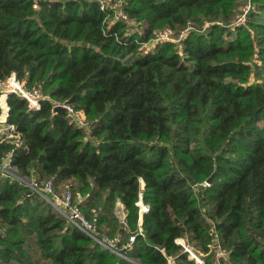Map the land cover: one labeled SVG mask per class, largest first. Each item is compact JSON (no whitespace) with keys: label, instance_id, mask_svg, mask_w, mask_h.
Wrapping results in <instances>:
<instances>
[{"label":"trees","instance_id":"obj_1","mask_svg":"<svg viewBox=\"0 0 264 264\" xmlns=\"http://www.w3.org/2000/svg\"><path fill=\"white\" fill-rule=\"evenodd\" d=\"M35 1L0 0V80L15 71L91 126L11 92L0 165L14 150L20 175L72 189L139 262L0 171V263L33 264L32 242L51 264H199L184 238L203 264H220L215 240L229 253L222 264H264V0L235 27L242 0H122L133 30L98 0ZM189 25L180 43L143 50L157 31Z\"/></svg>","mask_w":264,"mask_h":264},{"label":"built area","instance_id":"obj_2","mask_svg":"<svg viewBox=\"0 0 264 264\" xmlns=\"http://www.w3.org/2000/svg\"><path fill=\"white\" fill-rule=\"evenodd\" d=\"M101 4V7L112 8L115 13L113 16V20H124L128 22L129 26L127 27L129 30H133L134 21L128 16V13L122 8V0H98ZM35 8L39 7V3L37 0L34 5ZM252 1L247 0L242 6L241 12L237 15L234 21L231 22V25H238L237 23H245L247 21L248 12L252 9ZM192 26L183 29L178 34H175L170 28H164L156 32L154 37L149 41L143 44L144 51H152L155 46L165 41H175L181 42L186 34V32ZM14 92L19 96L25 98L28 102L29 108H39L42 105L43 100L49 99L51 100L52 107L63 106L67 109L69 116H72L79 126L84 127L85 129L90 128V122L85 118L84 114L79 113L74 110V107L66 100L54 99L50 95L45 94L40 87H28L25 85V82L20 80L17 77L15 71H13L7 78L0 80V131L6 129L1 128L3 122L8 120L9 115V105H8V95ZM15 130V126L13 124H7V126ZM12 130V131H14ZM14 150H10L6 153L3 158V162L0 165V171H2L6 175H10L12 177L18 178L22 182H24V178L22 175L18 173V168L13 162ZM27 176V175H25ZM30 182L26 183L31 190L36 193H39L42 197L48 200L53 209L56 210L59 214L63 215L67 218V220L77 226L82 232L87 234L89 237L93 238L100 247L104 249H108L110 252L126 257L135 261L133 258L128 257L122 251L120 247V237H111L106 233H101L97 227V225L87 217V215L83 212L79 201H77V197L74 195L72 189L66 188L60 192L57 190L56 182L54 178H48L43 181H38L35 178H30ZM205 184H210L207 181ZM137 204L140 207V213L148 211V205L144 203L142 194L140 195V199ZM135 240V236H130V242L128 244L133 243ZM176 241L183 245L184 249L189 253V256L194 258L196 262L199 264L204 263V258L200 257L201 254L196 253L189 243L185 241L184 238H178ZM217 244V249L215 250V257L218 260V263L222 264L221 258L224 257L229 259V253L226 249H223L218 240H215ZM200 255V256H199ZM168 261L170 264H174V260L172 257H168ZM137 262V261H135Z\"/></svg>","mask_w":264,"mask_h":264},{"label":"rangeland","instance_id":"obj_3","mask_svg":"<svg viewBox=\"0 0 264 264\" xmlns=\"http://www.w3.org/2000/svg\"><path fill=\"white\" fill-rule=\"evenodd\" d=\"M102 1H104V0H102ZM105 2V1H104ZM245 3H247V0H242L241 1V4L239 5V7H238V10H242V6L245 4ZM253 5V4H252ZM250 13V11L248 12V14ZM237 17V16H236ZM235 17V18H236ZM255 19H256V17H254ZM254 18H253V20H254ZM247 19H249V16L247 17ZM237 24H242V23H237ZM232 27H235V26H237V25H231ZM133 28L134 29H137L138 27H136V26H133ZM85 116V115H84ZM85 118H86V116H85ZM7 124H10V123H8L7 121L6 122H3L2 123V125H1V128L2 129H4L5 127H7L6 129H4L3 131L1 130L0 131V135L2 134L3 135V133L6 131L7 133H8V131L9 130H14V127H13V129H11L10 128V125H9V127L7 126ZM23 176V178H24V182L23 183H28V182H30L29 181V179H30V177L29 176H25V175H22ZM27 185V184H26ZM116 212H117V214H119V216H121L123 219H124V217H125V211H124V208H121L120 207V204H119V202H117V204H116ZM30 252H31V256H32V260H33V264H51V262L50 261H48V260H46V259H44V258H40L39 257V253H38V250H37V247H36V245L35 244H32V242L30 243ZM192 248H193V246L192 245H190ZM193 250L196 252V250L193 248ZM197 253V252H196ZM200 256V255H199ZM200 257H203V255L202 256H200ZM204 258V257H203ZM133 259L135 260V261H137V262H139V259L138 258H136V257H133ZM0 264H9V263H0ZM10 264H19V263H16V262H13V263H10Z\"/></svg>","mask_w":264,"mask_h":264},{"label":"water","instance_id":"obj_4","mask_svg":"<svg viewBox=\"0 0 264 264\" xmlns=\"http://www.w3.org/2000/svg\"><path fill=\"white\" fill-rule=\"evenodd\" d=\"M54 109L57 110V111L67 112V109L65 107H63V106H56ZM214 176H215V174L213 173L210 177H208L207 182L211 183L213 178H214Z\"/></svg>","mask_w":264,"mask_h":264},{"label":"crops","instance_id":"obj_5","mask_svg":"<svg viewBox=\"0 0 264 264\" xmlns=\"http://www.w3.org/2000/svg\"><path fill=\"white\" fill-rule=\"evenodd\" d=\"M119 204H120V207H121V208H123V205H122V203H121V202H119Z\"/></svg>","mask_w":264,"mask_h":264}]
</instances>
